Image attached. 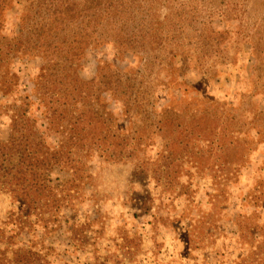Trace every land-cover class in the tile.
<instances>
[{
    "label": "rangeland",
    "instance_id": "obj_1",
    "mask_svg": "<svg viewBox=\"0 0 264 264\" xmlns=\"http://www.w3.org/2000/svg\"><path fill=\"white\" fill-rule=\"evenodd\" d=\"M75 3L94 18L59 25L46 16L37 27L30 11L23 27L31 6L14 0L0 13L3 54L19 38L18 50L45 49L47 34L58 33L70 57L81 53L72 57L80 79L108 80V70L119 69L140 108L125 115L121 102L104 95L126 130L122 157L93 156L92 176L61 211V223L21 232L16 244L42 249L45 264H264V0ZM7 61L2 72L18 77V92L29 97L54 148L34 91L41 59L20 53ZM12 97L0 94V105ZM165 107L175 108L172 118L181 123L170 132L157 125ZM193 114L203 116L200 128L188 125ZM8 124L0 115L2 139ZM51 179L69 176L55 170ZM20 210L0 193V228L9 232L6 222Z\"/></svg>",
    "mask_w": 264,
    "mask_h": 264
},
{
    "label": "trees",
    "instance_id": "obj_2",
    "mask_svg": "<svg viewBox=\"0 0 264 264\" xmlns=\"http://www.w3.org/2000/svg\"><path fill=\"white\" fill-rule=\"evenodd\" d=\"M13 1L0 0V13L9 8ZM24 1L29 2L31 7L24 9L21 17L23 27L28 23L30 11H34L33 21L34 15L37 16L34 23L37 27L38 18L46 16L50 23L57 22L59 25L62 24L60 20L66 18H74L75 21L81 19V23L94 18L92 13L79 11L75 0ZM100 12L103 13V10ZM48 30L59 28L49 25ZM39 34L35 39L41 42L46 37V31ZM47 35L50 45L45 49L33 52L18 50L15 46L22 45L17 42L21 38L9 45L5 55L0 49V94L2 97L13 95L10 103L0 105V115H5L9 120L7 137H0V193L8 194L12 202L21 208L6 222L11 225L9 232L0 228V264H45L46 255L42 249L18 246L16 238L21 232H32L36 226L49 231L61 223V211L70 208L77 197L79 184L88 182L92 176L89 162L93 156L103 161H107V155L122 157L121 136L126 130L104 106V95L114 96L121 102L126 109L125 115L140 108L137 92L128 85L129 80L123 78L122 71L115 68L114 71L108 70V80L84 81L79 78L78 67L72 61V57L78 58L81 53L70 57L71 53L62 49L65 46L60 47L58 33ZM20 53L31 54L42 61L34 91L42 98L47 131L56 138L54 148L47 144L37 127L29 97L18 92V77L9 69L2 72L5 66L9 68L7 59ZM174 113L175 108L172 107L160 110L158 117L162 115L165 118L158 121L159 130L170 132L179 127L180 121L172 118ZM190 117L188 125L200 128L203 116L199 120L196 114ZM115 149H118V154L114 155L111 150ZM55 170L68 175L69 179L53 184L51 174Z\"/></svg>",
    "mask_w": 264,
    "mask_h": 264
}]
</instances>
